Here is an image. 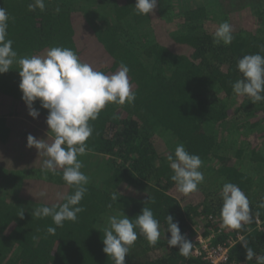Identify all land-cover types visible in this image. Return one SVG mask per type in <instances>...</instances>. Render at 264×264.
Instances as JSON below:
<instances>
[{
  "label": "trees",
  "instance_id": "trees-1",
  "mask_svg": "<svg viewBox=\"0 0 264 264\" xmlns=\"http://www.w3.org/2000/svg\"><path fill=\"white\" fill-rule=\"evenodd\" d=\"M99 1L44 0L43 10L29 11L34 0H0L18 58L67 47L107 74L123 62L136 93L133 104H108L90 121L89 150L78 157L88 177L79 205L84 211L76 222L57 227L50 216L33 213L64 203L75 188L61 169L42 170L44 157L27 144L29 135L53 141L48 110L36 101L39 116L29 115L18 64L0 74V264H114L103 252L109 217L135 219L145 206L159 221L160 238L151 245L136 228L125 264H204L193 255V244L199 233L209 236L212 230L219 232L215 244L245 234L264 256V102L253 104L232 89L241 77L238 60L264 55V0H157L148 17L136 13V0ZM225 21L234 39L217 45L214 33ZM178 144L202 160L204 182L187 195L177 190L167 159ZM228 182L249 200L252 219L240 230L222 222L221 191ZM167 215L192 242L187 257L168 245ZM50 226L54 234L47 232ZM231 263L257 261H247L240 243L231 249Z\"/></svg>",
  "mask_w": 264,
  "mask_h": 264
},
{
  "label": "clouds",
  "instance_id": "clouds-1",
  "mask_svg": "<svg viewBox=\"0 0 264 264\" xmlns=\"http://www.w3.org/2000/svg\"><path fill=\"white\" fill-rule=\"evenodd\" d=\"M157 0H136L134 9L138 15L148 17L155 14ZM45 8L44 0H34L28 5L29 11ZM9 15L0 8V74L11 70L12 65L20 66L19 84L22 100L29 109V115L36 119L39 111L33 105L39 101L43 109L48 110L46 123L54 134L51 143L31 135L27 138L30 148H35L39 157L43 156L42 170L56 173L62 170V178L75 191L64 196V203L42 206L33 215L51 217L57 227H63L65 221L76 222L78 214L84 211L79 206L87 192L88 177L81 171L79 156L89 150L86 141L93 133L90 121H95L108 104L131 105L136 99L133 85L129 79L130 69L123 62L111 74L95 69L91 64L82 62L75 51L67 47H52L45 55L19 57L13 49V41L8 39ZM233 28L227 21L222 22L214 33V43L228 46L232 43ZM241 77L232 84L238 97H249L253 104L264 102V55L259 53L244 55L237 62ZM174 175L177 190L185 195L198 191L204 182L200 171L202 160L198 155L190 154L183 144L175 148L174 156L167 157ZM42 196L46 193H41ZM223 200L221 218L223 225L240 230L251 222L250 205L246 194L238 185L231 182L222 187ZM114 194L112 199L116 200ZM23 214L21 215V217ZM174 217L166 216L168 225V245L179 248L185 257L190 254L192 242L181 234L179 223ZM136 228L145 239L155 245L160 238V224L149 207H143L135 219H129L124 213L110 216L103 234V252L114 264H125V258L138 239ZM56 227H48L47 232L54 234ZM246 249L247 261L264 264V256H258L247 241L242 243Z\"/></svg>",
  "mask_w": 264,
  "mask_h": 264
},
{
  "label": "built area",
  "instance_id": "built-area-1",
  "mask_svg": "<svg viewBox=\"0 0 264 264\" xmlns=\"http://www.w3.org/2000/svg\"><path fill=\"white\" fill-rule=\"evenodd\" d=\"M210 220L213 224H217V220L213 217H210ZM262 221L257 220L258 227L261 228ZM211 235L204 236L199 233L193 244V255L201 259L204 264H236L231 263V249L233 246L243 243L246 240L245 234H238L228 240L224 244H215L214 239L217 236V233L212 230Z\"/></svg>",
  "mask_w": 264,
  "mask_h": 264
},
{
  "label": "rangeland",
  "instance_id": "rangeland-1",
  "mask_svg": "<svg viewBox=\"0 0 264 264\" xmlns=\"http://www.w3.org/2000/svg\"><path fill=\"white\" fill-rule=\"evenodd\" d=\"M195 0H190V2H191V4H195L196 2H194ZM198 1V0H197ZM200 1V3H206V4H208V5H211V4H213L211 1L212 0H205V1H203V0H199ZM76 2V1H75ZM98 2H100L99 0H98ZM214 9L212 10V11H214V12H217V10H216V7H213ZM2 84H5V80H3L2 82H1ZM231 134V133H230ZM230 134L228 135V139L230 138ZM230 146V147H229ZM228 146V149H230V148H233L234 146H235V144H233V143H231V145H229ZM227 149V148H226Z\"/></svg>",
  "mask_w": 264,
  "mask_h": 264
}]
</instances>
